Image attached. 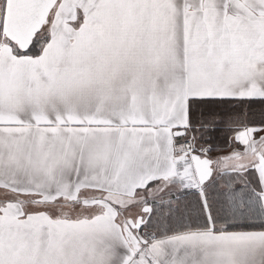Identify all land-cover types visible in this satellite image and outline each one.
Segmentation results:
<instances>
[{"label": "crops", "instance_id": "0c3cea01", "mask_svg": "<svg viewBox=\"0 0 264 264\" xmlns=\"http://www.w3.org/2000/svg\"><path fill=\"white\" fill-rule=\"evenodd\" d=\"M84 2L37 57L0 35V264H264V127L194 155L208 185L184 145L190 103L264 101V0ZM249 171L242 230L214 228L207 188Z\"/></svg>", "mask_w": 264, "mask_h": 264}, {"label": "trees", "instance_id": "16d2710c", "mask_svg": "<svg viewBox=\"0 0 264 264\" xmlns=\"http://www.w3.org/2000/svg\"><path fill=\"white\" fill-rule=\"evenodd\" d=\"M39 34L40 32L34 37L35 39L26 51L19 50L7 40L6 42L14 48L17 55L37 57L40 54L41 46L46 42L45 36L39 39ZM190 106H192V116L188 127L190 135L192 134L194 138L199 139V143L205 145L209 153L226 152V150L232 149L229 144V137L234 128L242 131V129L250 127H264V101L216 100L203 102V104L192 102ZM248 178L247 184L249 182L250 186L254 185L255 190L251 186L252 190L257 192V182L254 181L252 171L248 172ZM243 183H246V181ZM166 218H168L167 215ZM240 225L243 224L235 223L233 225V223H230L228 226L233 228L227 226V229L232 231L242 230V228H239ZM247 225L255 226L254 224ZM261 230H264V228L262 227ZM157 232L165 234L176 232V230L160 229Z\"/></svg>", "mask_w": 264, "mask_h": 264}, {"label": "rangeland", "instance_id": "374dc122", "mask_svg": "<svg viewBox=\"0 0 264 264\" xmlns=\"http://www.w3.org/2000/svg\"><path fill=\"white\" fill-rule=\"evenodd\" d=\"M72 0H59L57 2V5L55 6V8L52 10L47 23L45 24V26H43L42 30L40 31L39 34V39L41 37H44L46 35L45 30L50 28V24L52 23L51 20L54 19V15L57 14V12H60L64 7H68L69 4L71 3ZM5 4H6V0H0V35H2L3 32V21H4V13H5ZM83 7H85V11L84 13H88L87 10V0H85ZM79 9V8H77ZM80 11V10H79ZM79 11L77 13H79ZM64 13H67V11L63 10ZM68 12H75V9L72 11L69 10ZM80 13H82V11H80ZM252 128V127H250ZM254 128V127H253ZM248 129V128H246ZM185 139H190L188 141L185 140V152L188 155V158L191 156H194L196 154H201L200 150L201 148H204L205 145H203L202 143H199V139L193 138L192 136H190V133L186 135V137H184ZM193 138V139H192ZM246 155V152L244 150H242L240 152V154H238V156L244 157ZM211 156V155H210ZM240 157V158H241ZM183 171V176L180 177L179 180V184H189V180L186 176V171L184 169H182L180 172ZM212 184L214 183V181H208L206 182V184L204 185H208V184ZM225 186H227V189L225 194L223 196L219 195L220 193H216L215 191H217V189H219V185H221L219 182L215 183V186L213 187H208L207 191L209 194H211V199L213 197V201L211 199H209V206H210V210H217L218 215L215 216L216 220L218 222H215V227L217 228L218 226L221 227V225H228L230 223H233V225L235 224V221H237L238 219H240L241 217H247V213L248 211L251 210V208H253L254 205V198L253 197H249V193L252 194V189L251 187L247 184V183H240V182H227V183H223ZM222 184V185H223ZM239 186H241V189H244V187H246V190L249 191H241V192H237L235 188H239ZM254 190H255V186L251 185ZM236 191V193H234V191ZM219 192L221 191L220 189L218 190ZM253 203V204H252ZM252 204V205H251ZM244 211V212H243ZM232 212H233V216H232ZM243 213L246 214L245 216H243ZM233 220H235L234 222H232ZM239 221V220H238ZM217 223V225H216ZM144 235H148L149 231L148 229H144Z\"/></svg>", "mask_w": 264, "mask_h": 264}, {"label": "water", "instance_id": "95a60500", "mask_svg": "<svg viewBox=\"0 0 264 264\" xmlns=\"http://www.w3.org/2000/svg\"><path fill=\"white\" fill-rule=\"evenodd\" d=\"M59 0H6L3 37L19 50L26 51L42 30ZM193 171L200 185L210 177L211 162L199 156L191 157Z\"/></svg>", "mask_w": 264, "mask_h": 264}, {"label": "built area", "instance_id": "2783aa9c", "mask_svg": "<svg viewBox=\"0 0 264 264\" xmlns=\"http://www.w3.org/2000/svg\"><path fill=\"white\" fill-rule=\"evenodd\" d=\"M186 146V145H185Z\"/></svg>", "mask_w": 264, "mask_h": 264}]
</instances>
